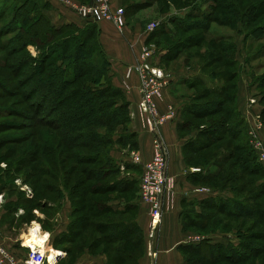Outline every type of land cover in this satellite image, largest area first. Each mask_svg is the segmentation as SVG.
Wrapping results in <instances>:
<instances>
[{
	"label": "trees",
	"instance_id": "trees-1",
	"mask_svg": "<svg viewBox=\"0 0 264 264\" xmlns=\"http://www.w3.org/2000/svg\"><path fill=\"white\" fill-rule=\"evenodd\" d=\"M55 1L0 0V51L6 53L5 57L0 55V69H8L13 76L18 77V84L25 87L28 83L26 78L31 76L21 78V73L28 66L33 72L32 75L37 77L39 85L47 88V94L49 95L48 98H45V101L48 99L49 102L45 114L40 116V108L44 105L43 103L36 110L35 116L32 117L38 127L53 128L54 120L52 118H57V123L61 127L59 137L63 143L62 146H66L67 149L81 145L78 131L86 129L88 132L85 139L88 143H93L95 151L92 155L78 158V164L93 166L96 164L95 162L101 159L102 164L99 168L93 169H82L75 165L79 173L72 182L70 192H67L70 183H65L63 188H58L56 185L59 183L60 176L51 173V169H53L54 171L60 170L64 179H68L70 175L73 176L74 168L64 173L67 168L66 160L62 159L58 162L46 160V165H48L50 171L40 169L39 166L34 164L36 160L32 159L30 160L32 173L23 182L27 183L29 181L28 183L33 187V196L28 197L26 191H20L14 184L15 178H11V184L9 186L4 185V188H8L7 193L12 196L16 192L22 195V203L15 205L14 208H19V206H25L26 210L31 208V211H26L27 216L23 218V221L26 222L33 220L31 215L34 210H39L41 213L50 210L57 215L60 210L62 212L64 209V207L62 208L63 202L59 205L52 204L50 203L51 200L46 197L42 198L43 202H34L35 197L38 199L40 194L60 193L61 198L65 194L67 199L73 202L70 203L72 207L68 215L67 232L62 234L58 240L62 251L68 255H79L88 249L90 253L103 252L107 256L106 264H139V259L144 253L145 236L135 221V214L131 212L138 201L110 203V201L106 202L104 200V196L108 193L109 195L111 193H118V195L119 193H129L133 189H137L140 184L143 164H134L131 159L123 162L118 161L113 156L115 148L118 146L127 147L131 151L137 148L138 136L136 133L126 131L120 134L117 132L119 127L132 122L130 102L124 91L114 85L112 81L111 62L98 35L99 22L90 18H82L62 5L75 14L78 21L56 24L54 21H56L55 13L58 7L54 3ZM95 1L88 0L87 4H95ZM198 4L201 5V3ZM198 4L186 16L172 17L168 22H162L160 27L151 33V40L154 36H165L174 41L167 50L159 49L162 52V56L159 57L161 61L169 60L171 57L175 58L178 48L181 51L184 46L191 43L190 40L194 42L192 37L187 41H181L180 33H188L194 30L205 31L210 28L208 18L210 19L211 14L206 13V10H202ZM204 4L206 3L204 2ZM215 4L219 8L216 0ZM260 13L264 14V2L262 0L249 7L247 17L255 20L260 17ZM244 17L246 18V16L242 18L244 19ZM212 19H217V16L215 15V18L212 16ZM47 34L51 35L48 42L46 41V38H49ZM30 35H32V38L36 36L42 40V45L36 44L37 41L34 43L29 41ZM59 36L65 37L57 40ZM15 39L16 41L23 40V42L21 41L22 46H16ZM204 41L203 37L199 38L200 47ZM33 44H36L38 50L37 57L30 54L27 61H10L15 53L26 48L27 45ZM223 48L232 50L231 45ZM223 48L218 49L212 45H206L205 54L208 56L210 54L212 59H209L210 61L205 67L218 66L219 63H223L224 70H227L229 66H233L234 58L231 54H228V57L221 55ZM51 60L54 61L49 64L52 68L48 75H44V63L48 64ZM221 71V69H217L216 72L210 74L201 73L195 78L185 81L184 85L187 89L203 88L205 91L199 96L201 97L200 101L194 100L195 102L184 107L181 112L182 117L183 113L200 119L209 117L211 123L204 128L199 136L185 140L183 145L188 152H199L210 151L215 144L222 143L225 139L235 141L233 144L219 147L218 152L214 154L213 161L219 170L223 169L229 161H234L241 171L234 173L229 169L231 173L228 174L226 180L228 182H239L246 177L245 186L235 187L232 191L238 193L247 190L248 194L243 201L220 192H216L218 193L216 197H209L199 204L183 201L182 206L184 208L181 221L184 229L189 226L201 228V221L206 220H210L209 226L211 225V227L222 224L224 219L221 215L232 219H240L242 223L252 219L256 228L264 225V203L261 202L264 199V164L259 161L258 155L249 141L246 112L241 109L238 103L239 82L235 83L233 81L235 78L234 73L237 74V71L232 73L228 71L225 82L216 79L219 78L216 73ZM85 74H90V76L101 74L104 76V80L97 86L92 87L82 84L70 90L71 86L78 83ZM255 77L256 74L254 77L252 76V79ZM254 82L261 92L256 96L253 95L252 98L256 99V104L260 103L264 106V74L256 77ZM0 89L7 95L14 94L4 82H0ZM3 95L0 92V98ZM208 95L213 99L209 100ZM31 98H27V100ZM14 110L12 108L0 109V112L10 115ZM223 115L231 116V121L228 122L226 127L223 125L226 122L222 119ZM262 117H264V109ZM185 125L186 121H183L179 127L184 128ZM24 140V138H20L15 141L5 140L4 142L17 143ZM46 150L44 149V153H46ZM51 152L54 151L51 149ZM32 153H35L37 159H40L36 148ZM10 165H13V163H9L8 166ZM122 167H124V171L134 174L119 176L122 173ZM214 176L210 168H204L202 172L192 173L191 176H188V179L197 181L214 180ZM44 177L51 178L55 184L43 180ZM255 177L262 180L256 182ZM249 178L250 180H248ZM61 180H63V177ZM88 182L96 184L103 182V185L93 188L94 186H89ZM9 188H13L14 191L9 190ZM61 189L65 190L64 194L61 193ZM99 198H102V200H99ZM199 209L201 210L200 213L197 212ZM105 215H108L109 218L102 222ZM126 216H129V218H126ZM88 231L96 233L98 240L86 248V240L79 242V239L83 233ZM261 241H264V230L258 231L255 237L240 235L219 236L218 239L209 237L204 242L181 246L179 250L183 254L186 264H239L250 258L264 256V243ZM128 245L133 246V249L128 248ZM185 253L189 255L198 254L201 258L193 260L191 257H186ZM208 255H211V257Z\"/></svg>",
	"mask_w": 264,
	"mask_h": 264
},
{
	"label": "rangeland",
	"instance_id": "rangeland-1",
	"mask_svg": "<svg viewBox=\"0 0 264 264\" xmlns=\"http://www.w3.org/2000/svg\"><path fill=\"white\" fill-rule=\"evenodd\" d=\"M49 1L53 2V0H48V2ZM72 1L84 6L93 5H88V0ZM257 1L261 0H216V2L219 4V8H217L215 0H109V4L107 6L111 18L105 21H100L99 23L108 22L111 24L113 29L112 31L115 33V35H110L107 37V39L112 43V50L114 52H118L115 41L116 37L120 38V42L122 43L124 41L121 40L125 39V43L127 46L130 45V49L131 47L135 46L139 47V55L136 58V62L138 61V59H143L142 51L144 48H148L152 53L155 52L156 56L153 55L150 58L149 62L152 64L153 68L162 70L164 74V80L180 78L183 76L188 77L189 75L197 76L201 73L210 74L211 72H216L217 69H221V72L216 73V76L219 77L216 79L225 82V76L227 75L228 71L231 73L237 71V74L234 73L235 78L233 81H235V83L239 82L238 103L242 105V109L244 108V111L246 112V121L250 124L253 123L252 127L258 129L257 126L261 124L262 129L257 132L256 135L258 136L257 140L262 143L264 148V117H262L264 106L260 103L256 105L250 104V99L253 97V95L256 96V94L261 92V90H259L256 86L254 80L256 77L264 74V14L260 13V17L256 18L255 20L247 17L249 7L252 4L257 3ZM262 1L264 2V0ZM204 2L206 4H204ZM198 3H201V5H199ZM58 4L62 5L59 2ZM197 4L198 6H201L202 10H206V13L211 14L210 19L208 18L210 28L205 31L194 30L188 33H180L181 41H187L192 37L194 38V42L190 40L191 43H188V45L184 46L181 51L178 48L176 56L174 55L175 58L171 57V59L169 60L161 61L158 57L159 49L167 50L172 46L174 41H171L168 37L165 36H154L152 38L153 40H151V33L148 30L149 25L154 22H162V20H166L175 13H180L183 16H186L189 11H193ZM120 10H123V13H120ZM215 15L217 16V19H214V21L212 19V16L213 18H215ZM119 16H122L124 20V25L121 29L115 22V19ZM243 16H246V18L244 17L243 19ZM54 22L56 24H59L56 21ZM98 35L101 41L100 30L98 31ZM47 36L49 37L48 39L46 38ZM47 36L45 35V38L48 42L51 39V35L47 34ZM64 37L65 36H59L57 40ZM201 37H203V40L205 41L200 47L199 38L201 39ZM28 39L33 43L37 41L36 44L40 46L42 45V40L38 39L36 36L32 38V35H30ZM21 41L23 42V40ZM21 41H16L15 39V45L22 46L23 43ZM36 44L27 45L26 48L15 53L10 61H27V58L30 54L33 57H37L38 50L36 49ZM206 45H212L218 49L225 46L230 47L231 45L232 50H225L223 48V52L221 55L223 57H228L231 54L234 58V63L232 64L233 66H229L227 70H224L225 67L223 63H219L218 66L205 67L212 59L210 54L209 56L205 54ZM0 55L2 57H5V51H0ZM128 55L129 54H126L125 57L127 58ZM144 59L145 63H147L148 59L146 57ZM51 62L53 63L54 61L51 60L48 64L44 63V75L49 74L52 68L49 65ZM84 68H86V66H84ZM110 73L112 81L114 83L112 71H110ZM21 74V78H23L24 76H31L30 78H26L28 83L24 82L26 83L25 87H21L18 84V77L13 76V74H11L8 69H0V82L6 83V86L14 93L12 95H7L0 89V92L4 94L3 97L0 98V109H15L10 115L2 114L0 112V241L12 254L16 263L25 264L29 249L27 250V248L23 247L21 242L24 240V242L26 243L29 242V240H32L34 246H36L37 248L38 244L40 245V241L38 242V240H34L31 236V232L33 230H36V228L39 229V226L36 224L35 227L30 231L29 229L32 227L34 222H37L41 225V228L45 233V230H49L52 225L56 223V220H58V214L61 210L59 211V213H57V215L50 210L42 211V213L39 210H34L31 215V219L33 220L28 222L23 221V218L27 216L26 211H31V208L29 210H26L24 208L25 206L14 208L15 205H20L19 203L22 201L21 198L23 197L19 192L14 193L13 196L7 193L8 188L5 189L4 185L9 186L11 184L10 179L15 178L16 180L14 184L20 189V191H26L27 193L29 192L28 197H32L33 187H31L30 183H28L29 181H27V183L23 182V180L27 179L32 173L30 160L35 159L36 161L34 164L36 166H39L40 169L50 170L48 165H46V160H54L55 162H58L63 159L67 162V168L64 173L71 168H74L73 176L70 175L68 179H64V176L62 172H60V170L54 171L53 169H51L52 171H50L52 174L60 176L59 183H57L56 185L58 188H63L65 183H70L67 188V192H70L69 190L73 185L72 182H74L76 175L79 173L77 170L78 168L75 165L82 169L99 168L102 164V159L95 162L96 164H94L93 166L78 164V158H80L81 156L86 157L92 155L95 151L93 143H88L85 139V135L88 132L86 129H80L78 131V138L81 145H79V147L67 149L66 146H62L63 143L59 137L61 127L57 123V118H52V120H54L53 128L38 127V124L35 123V119H33L32 117L35 116L36 110L41 107L43 103L44 105L40 108V116H43L47 111V106L49 105L48 99H46L45 101V98L49 97V95L47 94V88L39 85L40 83L38 82L37 77L32 75L33 72L28 66L24 68V71ZM255 74L256 77L252 79V76L254 77ZM133 76L137 77V75L134 74L130 78H126L125 73V82H127V80H130ZM103 80L104 76L101 74L92 76H90V74H85L78 83H75L71 86L70 90L74 87H79L82 84H87L92 87L97 86ZM176 88L177 92L173 93L174 99H178L179 102L187 104L195 102L194 100H196L197 102L200 101L201 97L199 96L205 91L203 88L192 90L179 85H176ZM166 90L167 89H162L161 100L164 99ZM30 97L32 98L27 100V98ZM207 98L209 100L213 99V97H210L209 95L207 96ZM37 100L39 101L37 102ZM31 104L33 105L31 106ZM169 107L175 108L176 104H169L168 108ZM259 116L260 118L257 120L256 117ZM177 118L179 119V121H186V125L184 127L185 129L183 127L181 128L177 126L176 137L179 141L189 140L190 138L199 136L204 128H206V126L211 123V119L209 117L200 119L193 116H187L184 113L182 118L179 116ZM222 119L226 121L223 123V125L226 127L228 122L231 121V116L223 115ZM175 120H173L172 122H174ZM131 124L132 122L128 125L119 127L117 129V132L121 134L125 133L126 131H130ZM250 124H248V128H250ZM20 138H24L25 140L17 143H9L11 141L19 140ZM5 140H9V142H4ZM234 142L229 141V139H225L222 143L215 144L212 149H210V151L204 150L199 152H188L187 150H185L186 147L181 144L180 150L181 155L184 157L185 164L187 165L185 168L186 171L191 172L194 170H200L199 172H202L204 168H210L211 173L215 175V178H213L214 180L204 179L202 181H197L189 179V184H191L196 191L226 193L229 196L237 197L242 201L247 198V190H243L238 193L234 190L232 191V189L235 187L245 186V182L247 180L246 177L244 178V180L239 182H228L226 180L228 178V174L231 173L229 169L234 173H238L241 171V169L236 166L234 161H229L221 170H219L218 166L213 161L214 154L218 152L219 147H224V145L233 144ZM35 148L36 150H38V156L40 159H37V155L35 156V153H32L34 152ZM44 149H47L46 153H44ZM51 149L54 152H51ZM136 150L137 149L135 148L131 151L127 147L118 146L117 148H115V156L121 158V160H130L132 158V153ZM169 152L170 164V159L172 156L170 149ZM9 163H13V165L8 166ZM122 174L123 176H127L134 173L124 171V173H120L119 176H122ZM62 177L63 180H61ZM43 180H46L50 184H55L54 181L49 177H44ZM248 180H250V178ZM260 180L262 179L259 177H255L256 182H259ZM101 184L103 185V182L97 184L94 182H88L89 186H94L93 188H96V186L100 187ZM179 189H186V185H184V182H182V185H179ZM248 189H250V187H248ZM9 190H13V188H9ZM64 192L65 190L61 189V193L64 194ZM139 192L140 191L138 187L137 189H133L129 193H119V195L118 193H111L110 195L108 193L104 196V200L106 202L110 201V203H128L136 200L139 202ZM43 197L50 199V203L52 204L59 205L63 202L62 208H66L70 213L72 207L70 203L72 201L70 202L65 194L61 198L60 193H43L40 194V197L38 199L35 197L34 202H43ZM99 200H102V198H99ZM261 202L264 203V199ZM197 212L200 213L201 210L199 209L197 210ZM63 216L64 221L66 222V215L63 214ZM221 216L224 219V222L222 224H217L211 227V225L209 226L210 220L201 221V228L189 226L186 229L183 228L184 232H188L192 237H199V239L204 242L207 240L206 238L213 236L216 237L225 235H240L243 237H255L258 231L260 232L264 230V225L256 228L255 223L252 219L246 220V222L242 223V220L240 219H232L223 215ZM107 218H109V216L105 215L104 218H102V222ZM126 218H129V216H126ZM162 224L163 219L155 240V244L156 241L158 242L162 235ZM40 237L42 240L44 239L41 235ZM83 240H86L85 246L86 248H88L93 242L97 241L98 239L96 233H91L88 231L82 234L79 242H82ZM261 242L264 243V241ZM41 246H44V244H41ZM128 248L133 249V246L128 245ZM77 256L78 255L76 254L71 255L72 259L76 258ZM185 256L189 258L191 257L193 260L201 258L198 254L189 255L188 253H185ZM208 256L211 257V255ZM182 257L184 258L183 254ZM239 264H264V256L260 255L258 258H250L249 260Z\"/></svg>",
	"mask_w": 264,
	"mask_h": 264
},
{
	"label": "crops",
	"instance_id": "crops-1",
	"mask_svg": "<svg viewBox=\"0 0 264 264\" xmlns=\"http://www.w3.org/2000/svg\"><path fill=\"white\" fill-rule=\"evenodd\" d=\"M59 8L56 9L55 18L58 23L64 22H76L78 18L75 14L71 13L62 5L54 2ZM56 7V8H57ZM180 13H175L166 20L162 22H168L172 17H184ZM172 28V25L169 23ZM99 28L101 31V41L106 49V53L111 62V70L114 77V85L120 87L130 102L132 124L130 126V132L136 133L138 138L137 150L135 151L141 156V164H145L150 161L153 157L154 146L156 137L148 129L144 128L141 124L140 118L138 116V104L141 100V95L139 92V80L137 77L133 76L130 80L125 82V73L128 66L136 63V58L139 55V47H131L126 45V40L123 39V43L120 42V38L116 37V48L118 52L112 50V43L107 39L110 35H115L112 31V26L108 22L99 23ZM114 34H113V33ZM118 38V39H117ZM128 47V49H127ZM129 54L126 58L125 55ZM162 56V52L158 51V57ZM200 75V74H199ZM198 76V75H197ZM194 75L183 76L180 78H173L172 84L167 88L164 99L161 100L159 104V109L162 114L166 113L169 104H176L175 109L179 112V117L182 118V111L187 103L179 102V100L174 99L173 93L177 92L176 85L184 86L185 81L195 78ZM241 99V98H240ZM242 109V105H240ZM244 109V108H243ZM182 122L177 118L174 122L167 123L162 126L160 130V136L163 141L168 145L171 151V159L169 164V176L172 181V188L170 195L173 197V204L168 211L165 212L162 224V235L158 242L153 243V250L155 253L154 257L149 254V238H148V228H149V211L148 206L143 204L140 199L135 208H132V213L135 214V221L143 231L145 236V247L143 256L139 259V264H186L182 254L180 253L179 247L189 244H196L190 242L192 236L188 232H184L181 224V215L183 211L182 202H193L199 204L209 197H216L218 193L209 191H196L191 184H189L188 176H191L193 171H186V164L184 157L181 155L180 146L185 143V140L179 141L176 137L177 126ZM113 156L119 161L121 158ZM126 161L124 160H121ZM264 164V163H263ZM122 173L124 172V167L121 168ZM186 185V189H179V185ZM116 209V208H115ZM64 215H66L67 221H64ZM68 215L69 212L66 208L58 214V220L52 225L49 230H45L46 234L39 233V229L36 228L40 245L48 242V250H52L50 253V263H54V258L56 256L55 252H62L63 255L56 262V264H106L107 256L103 252L90 253L89 251H84L79 254L76 258L72 259L71 255L62 251L61 246L58 244L60 236L67 232L68 227ZM40 235L43 240L41 239ZM219 236H213L212 238L218 239ZM32 244V240H29ZM216 241V240H214ZM26 246H30L29 242L25 243ZM38 245V247H40ZM45 246V245H44ZM59 248V249H58ZM21 251V250H19Z\"/></svg>",
	"mask_w": 264,
	"mask_h": 264
},
{
	"label": "built area",
	"instance_id": "built-area-1",
	"mask_svg": "<svg viewBox=\"0 0 264 264\" xmlns=\"http://www.w3.org/2000/svg\"><path fill=\"white\" fill-rule=\"evenodd\" d=\"M57 1L82 18H90L96 22L105 21L111 18L107 6L109 4V0H96L95 4L92 6L79 5L72 0ZM120 13H123V10H120ZM115 22L118 24L120 29L124 25L122 16L116 18ZM161 23L162 22H154L150 24L148 27L149 32H154L160 27ZM153 55L156 56L155 52L152 53L148 48H144L142 51L143 59H138L135 64L128 66L126 69V78H130L132 75L136 74L139 80L141 100L138 104V116L141 124L156 137L153 157L150 161L143 164V172L140 177L139 184L140 201L148 206L150 217L148 238L150 241L149 254L151 257L155 256L153 243L156 240L164 214L173 204V197L170 195L173 184L168 173L170 152L168 145L160 136V130L162 126L175 120L179 114L178 110L173 107H169L167 112L164 114L160 112L159 104L161 102L162 89L169 88L172 83V79L164 80L162 70L152 67L149 60ZM145 57L148 59L147 63H145ZM250 104L255 105L256 99L251 98ZM259 118L260 116L256 117L257 120ZM248 124L250 123L248 122ZM252 125L253 123L250 124V128H248L249 140L251 146L258 155L259 161L264 163V148L262 143L257 140L258 136L256 135V133L262 129L261 124L257 126L258 129H255ZM131 161L134 164L141 165V156L136 152H133ZM199 171L200 170H194L193 172L198 173ZM36 224L39 226L40 233L45 234L41 225L37 222L33 223L29 231L34 228ZM48 242L49 239L45 242L46 247H44L46 249L45 252H43L40 249H34L31 246H26L23 240L21 242L22 246L29 249L25 264H51L50 253L52 250H48ZM190 242L200 243L202 240L199 239V237H192ZM55 254L56 256L53 264H56L59 260L57 259V255H63L62 252H55ZM0 264H18L1 241Z\"/></svg>",
	"mask_w": 264,
	"mask_h": 264
},
{
	"label": "bare ground",
	"instance_id": "bare-ground-1",
	"mask_svg": "<svg viewBox=\"0 0 264 264\" xmlns=\"http://www.w3.org/2000/svg\"><path fill=\"white\" fill-rule=\"evenodd\" d=\"M31 236L33 237V239L34 240H39V236H38V233L36 232V230H33L32 232H31ZM29 243H31L30 241H29ZM39 245V244H38ZM45 245V247H46V243L44 244ZM30 246L31 247H33L34 249H36L37 247L36 246H34V244H30ZM44 246H41L40 245V247H38L37 249H40V250H42L43 252H45V248Z\"/></svg>",
	"mask_w": 264,
	"mask_h": 264
},
{
	"label": "water",
	"instance_id": "water-1",
	"mask_svg": "<svg viewBox=\"0 0 264 264\" xmlns=\"http://www.w3.org/2000/svg\"><path fill=\"white\" fill-rule=\"evenodd\" d=\"M62 255H57V259H60Z\"/></svg>",
	"mask_w": 264,
	"mask_h": 264
}]
</instances>
